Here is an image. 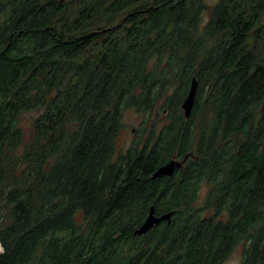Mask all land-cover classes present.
Returning a JSON list of instances; mask_svg holds the SVG:
<instances>
[{
	"label": "trees",
	"instance_id": "obj_1",
	"mask_svg": "<svg viewBox=\"0 0 264 264\" xmlns=\"http://www.w3.org/2000/svg\"><path fill=\"white\" fill-rule=\"evenodd\" d=\"M263 45L264 0H0V264H264Z\"/></svg>",
	"mask_w": 264,
	"mask_h": 264
},
{
	"label": "rangeland",
	"instance_id": "obj_2",
	"mask_svg": "<svg viewBox=\"0 0 264 264\" xmlns=\"http://www.w3.org/2000/svg\"><path fill=\"white\" fill-rule=\"evenodd\" d=\"M208 5L214 4L216 0H205ZM262 53L264 54V45L262 46ZM158 114L156 115V112H154L150 117L145 116L144 118L136 114L133 110H127L123 114V127L120 131L118 142H117V148H127L130 146V143L135 135L137 133V130L140 128V124L142 119V128H146V132L149 130L150 126L156 122V124L159 126L164 121L165 112L156 109ZM37 116L36 112H25L20 116V123L24 135L29 137L31 134V121ZM223 264H240V249H236L230 257L223 263Z\"/></svg>",
	"mask_w": 264,
	"mask_h": 264
},
{
	"label": "water",
	"instance_id": "obj_3",
	"mask_svg": "<svg viewBox=\"0 0 264 264\" xmlns=\"http://www.w3.org/2000/svg\"><path fill=\"white\" fill-rule=\"evenodd\" d=\"M195 91H196V83L193 81L189 89V92L183 102L184 104H182V110L185 118H188L191 113L192 106L194 103ZM185 159L186 157L184 158L183 161H185ZM183 161H179L176 159L170 160L167 164L161 166L153 173L152 179L162 177L165 175L171 176L176 169H179L181 167ZM149 212L150 213H148L147 217L145 218L141 226L134 232L135 235L140 236L146 234L154 227V225H157L161 221L166 220L169 223L172 215V213H167L161 216H157L155 214L153 207L150 208Z\"/></svg>",
	"mask_w": 264,
	"mask_h": 264
},
{
	"label": "clouds",
	"instance_id": "obj_4",
	"mask_svg": "<svg viewBox=\"0 0 264 264\" xmlns=\"http://www.w3.org/2000/svg\"><path fill=\"white\" fill-rule=\"evenodd\" d=\"M0 251H2V249H0Z\"/></svg>",
	"mask_w": 264,
	"mask_h": 264
},
{
	"label": "built area",
	"instance_id": "obj_5",
	"mask_svg": "<svg viewBox=\"0 0 264 264\" xmlns=\"http://www.w3.org/2000/svg\"><path fill=\"white\" fill-rule=\"evenodd\" d=\"M0 249H1V247H0Z\"/></svg>",
	"mask_w": 264,
	"mask_h": 264
}]
</instances>
